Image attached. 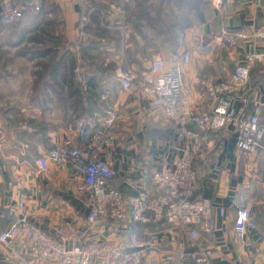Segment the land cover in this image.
<instances>
[{"label":"crops","instance_id":"1","mask_svg":"<svg viewBox=\"0 0 264 264\" xmlns=\"http://www.w3.org/2000/svg\"><path fill=\"white\" fill-rule=\"evenodd\" d=\"M75 1H58L67 10L70 40H74L79 15ZM88 5L96 10L84 29L87 34L81 43L61 53L62 59L69 57L81 69L88 88L80 85L75 68L63 75L55 66L48 67L40 77L26 62L18 78L22 86L11 92L10 67L5 63L0 69V231L20 213L13 212L20 195L26 197L31 217L49 231L64 216L87 213L76 197L71 169L51 165L48 173L38 175L34 165V157L50 147V135L62 133L76 117L102 114L109 105L118 109L114 145L108 155L117 173L115 182L127 194L134 192L131 186L142 181V176L150 187L151 170L176 152L181 144L176 125L149 116L142 104L118 87L116 69L121 61L148 71L157 57L170 64L174 56L189 52L183 102L189 110H203L211 103L206 78L227 79L237 62L253 49L249 40L231 44L226 36L264 29V0H223L220 5L212 0H88ZM54 52L41 51L35 59L51 57ZM35 81L40 87L33 94ZM103 91H107L108 101ZM235 105L247 114L258 112L264 124V59L252 68L249 84ZM202 136L204 155L195 161V196L209 198L215 205L212 262L264 264V158L237 149L232 125L202 131ZM242 205L250 207L256 226L239 236L234 221ZM220 207H225V215L220 214ZM173 245L176 250L181 248L180 243ZM9 251L10 246L0 242V264H9ZM141 264L191 263L183 258L165 262L161 253L151 251Z\"/></svg>","mask_w":264,"mask_h":264},{"label":"built area","instance_id":"2","mask_svg":"<svg viewBox=\"0 0 264 264\" xmlns=\"http://www.w3.org/2000/svg\"><path fill=\"white\" fill-rule=\"evenodd\" d=\"M212 1L216 5L223 2ZM76 2L81 5L80 27L84 30L96 8L89 6L88 0ZM41 3L0 0V23L17 22L27 11L40 10ZM226 37L231 44L238 39L249 40L253 49L237 62L227 79L206 78L211 103L203 110H189L183 102L184 64L191 60L187 51L174 56L170 64L162 57L153 59L148 71L133 68L125 60L116 69L118 87L128 97L142 104L149 116L178 128L181 144L169 159H161L151 170L150 187L145 176L132 184L134 192L130 194L115 182L117 173L108 155L119 117L114 105L102 114L76 117L67 122L62 133L50 135V147L34 157L37 173H48L51 165L71 169L76 197L87 213L64 216L49 231L31 217L26 197L20 195L13 211L20 213L0 231V242L10 246L9 264H141L151 251L161 253L165 262L183 258L191 264H213L210 236L215 228V205L209 198L195 196V161L204 155L202 131L232 125L237 149L264 158V124L259 113L247 114L235 105L249 84L252 68L264 59V29L231 32ZM75 74L80 85L88 88L80 68ZM107 96L103 91L105 100ZM219 212L225 215V207ZM255 226L250 207H238L236 233L243 236ZM174 243H180L181 248L176 250Z\"/></svg>","mask_w":264,"mask_h":264},{"label":"rangeland","instance_id":"3","mask_svg":"<svg viewBox=\"0 0 264 264\" xmlns=\"http://www.w3.org/2000/svg\"><path fill=\"white\" fill-rule=\"evenodd\" d=\"M58 1L43 0L40 10H29L24 17L14 23H0V69L5 63L10 67L11 92L16 88L19 90V87L22 86L21 83L18 84V78L26 62L33 67L34 75L37 74L40 77L45 75L48 67L55 66V70L57 68V71L63 75L69 74L70 70L75 68L72 59L70 60L69 57L66 60L62 59L61 53H64L67 47L81 43L84 35L87 34L80 27L81 5L75 1L79 15L78 20L75 21L77 25L74 28V40H70L71 35L69 36V32H67L65 15L67 10L61 8ZM21 44H25V46H20ZM3 46L6 47L2 49ZM50 49L55 51L51 57L35 59L41 51L49 52ZM24 51H26V58L23 57ZM32 87L33 94H35L40 85L35 81Z\"/></svg>","mask_w":264,"mask_h":264},{"label":"trees","instance_id":"4","mask_svg":"<svg viewBox=\"0 0 264 264\" xmlns=\"http://www.w3.org/2000/svg\"><path fill=\"white\" fill-rule=\"evenodd\" d=\"M192 125V124H191ZM177 127V126H176Z\"/></svg>","mask_w":264,"mask_h":264}]
</instances>
